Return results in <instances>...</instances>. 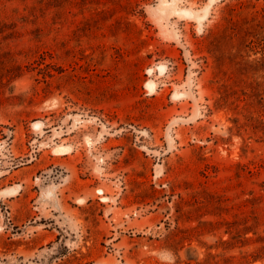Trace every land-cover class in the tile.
Returning <instances> with one entry per match:
<instances>
[{"label": "rangeland", "instance_id": "374dc122", "mask_svg": "<svg viewBox=\"0 0 264 264\" xmlns=\"http://www.w3.org/2000/svg\"><path fill=\"white\" fill-rule=\"evenodd\" d=\"M263 7L0 0V264H264Z\"/></svg>", "mask_w": 264, "mask_h": 264}, {"label": "bare ground", "instance_id": "6f19581e", "mask_svg": "<svg viewBox=\"0 0 264 264\" xmlns=\"http://www.w3.org/2000/svg\"><path fill=\"white\" fill-rule=\"evenodd\" d=\"M212 1V0H211ZM211 3V2H210ZM210 7H211V5H207V6H205V8L202 10V13H203V15H200V13L201 12H197L198 13V15H199V19H201L202 17H205L207 14H208V11H209V9H210ZM199 11V10H198ZM185 12H186V10H185ZM193 13H195V12H193ZM194 16H197V15H195L194 14ZM198 19V18H197ZM198 22H200V20L198 21ZM202 23H200V25H201ZM3 191H6V190H3ZM2 192V191H1Z\"/></svg>", "mask_w": 264, "mask_h": 264}, {"label": "trees", "instance_id": "16d2710c", "mask_svg": "<svg viewBox=\"0 0 264 264\" xmlns=\"http://www.w3.org/2000/svg\"><path fill=\"white\" fill-rule=\"evenodd\" d=\"M261 12H262V18H261L260 20H256V23H254V24L252 25V27H253L252 29H253V30H255V29L257 28V26H261V25H260V24H261L260 22H262V21L264 22V7L262 8V11H261ZM261 20H262V21H261Z\"/></svg>", "mask_w": 264, "mask_h": 264}]
</instances>
